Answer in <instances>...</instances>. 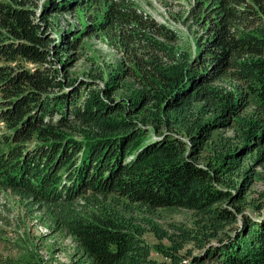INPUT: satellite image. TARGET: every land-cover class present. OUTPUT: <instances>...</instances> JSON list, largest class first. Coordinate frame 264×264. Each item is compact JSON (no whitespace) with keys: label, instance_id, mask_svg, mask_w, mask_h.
<instances>
[{"label":"trees","instance_id":"obj_1","mask_svg":"<svg viewBox=\"0 0 264 264\" xmlns=\"http://www.w3.org/2000/svg\"><path fill=\"white\" fill-rule=\"evenodd\" d=\"M90 2L108 12L87 33L122 45L146 87L139 100L106 87L79 105L59 69L81 39L52 37L51 19ZM188 19L205 38L198 68L178 75L155 40L171 33L130 0H0V189L91 264H264V191L251 197L264 185V0H195ZM162 209L194 223L134 220Z\"/></svg>","mask_w":264,"mask_h":264},{"label":"rangeland","instance_id":"obj_2","mask_svg":"<svg viewBox=\"0 0 264 264\" xmlns=\"http://www.w3.org/2000/svg\"><path fill=\"white\" fill-rule=\"evenodd\" d=\"M130 1L139 12L171 33V40L162 37L155 40L169 54L167 64L174 74L196 70L198 67L193 62L205 35L194 20L188 19L195 0ZM107 12L105 3L90 2L75 13H60L51 19L52 37L60 40L64 33H69L77 36L75 40L81 39L79 49H66L58 62L62 74L74 86L81 87L79 105H84L93 95L106 97V87L114 92V99L127 101L139 100L146 90L138 67L124 53L120 43L112 45L115 40L107 38L104 33H87L89 27L105 20ZM86 33L88 35L83 37ZM63 64L67 66L66 71ZM253 190L251 197L257 198L255 191H264V185L258 182ZM25 203L12 191L0 189V254L15 258L18 264H91L72 238L58 231L47 217L37 212V206L27 209ZM142 217L153 220L164 229L170 228V224L191 226L195 220L192 212L183 209H162L154 214L135 215L134 220L139 226H144ZM145 239L152 245L157 243L150 233H146Z\"/></svg>","mask_w":264,"mask_h":264}]
</instances>
